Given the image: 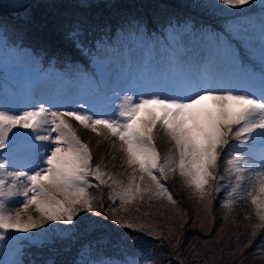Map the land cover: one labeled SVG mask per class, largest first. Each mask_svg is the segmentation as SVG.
<instances>
[{
	"label": "rangeland",
	"instance_id": "374dc122",
	"mask_svg": "<svg viewBox=\"0 0 264 264\" xmlns=\"http://www.w3.org/2000/svg\"><path fill=\"white\" fill-rule=\"evenodd\" d=\"M113 1L115 0H55L58 7L56 5L51 7V0H35L21 13L0 17V66L3 68L2 73L6 72L9 75H2L0 106L14 111H23L43 105L53 111H63L83 105L85 111L91 108L95 112H108L119 103L117 93L122 96L126 93L139 95L167 91L179 78L207 79L224 89L244 90L259 95L262 79H264V61H262L264 44L261 39L262 24H264V0H253L250 5L238 9L226 8V6L219 5L217 0H203L207 9L217 17L215 20L221 27L212 40L226 42L228 46V49H225L226 54L219 53L202 37H196L193 34L181 37L190 32V28L187 31L171 29L170 34L167 31L160 38L172 44L180 41L177 44L179 46L178 55L174 54L175 47H171V52L168 51V42L158 37H147L144 29L132 28V24L128 23L129 18L125 16L121 24L128 23L125 26L126 33H121L120 27L113 25L114 19L109 15L112 13L110 7H101V10L96 7L105 3H114ZM156 1L148 0V3L153 4ZM96 3L95 9L82 8V6H92ZM133 6L134 4L130 11ZM74 8L78 9L77 12L81 17L73 14ZM134 11L138 16L145 14L137 7ZM155 11L160 15L157 17L159 19L170 16L161 15L160 11L165 14L170 12L157 6H155ZM133 15L137 18V15ZM6 21L12 22L10 28L4 25ZM94 22L95 25H92L91 23ZM24 26L31 32L33 29L39 35L37 42L32 37L35 44L51 40L52 47L63 49L62 52L65 46L60 43L59 40L62 38L59 37L62 34L66 35L65 31L68 29V35L71 34L66 42L73 47L77 43L82 44L81 50L86 52L80 54L81 57L90 56L93 53H88L92 49L82 43L81 37L87 38L88 36L93 42L92 33L102 38L106 35V31L108 34L113 31L115 38L111 43L104 41L98 45L95 53L96 72L90 71V67L85 69L78 62L69 64L65 68L56 67L55 62H59L60 57L54 59L53 65L42 68L52 53L51 50L47 51L50 52L48 55L38 56L30 47H24L21 44L16 46L14 40H9L14 31L12 28H23ZM69 26H72V29L68 28ZM87 31L89 33H86ZM48 34L52 39L48 38ZM68 57L71 56L65 55L62 60ZM87 65L94 66L93 62ZM69 122L82 142L88 144L93 155V167L99 166L106 174L104 176L105 186L96 184L92 181V177H89L93 187L89 188L88 192L93 198V204L96 205L92 213L85 212L82 218L87 217L90 224L94 225L102 219L103 211L109 214L112 201L109 196L115 186L108 177L126 185L129 176L133 174V169L128 167L125 153L120 150V141L116 138L107 137L106 134L99 138L75 121L69 120ZM91 135L94 136L91 140L95 139L92 143L88 137ZM36 143L41 142L36 141ZM238 143L241 147L249 148L247 156L259 161L262 151L259 142L253 143L249 140L248 144L244 145L239 141L230 140V144ZM155 145L162 161L168 156H171L173 160L177 159L173 143L159 127L155 131ZM227 151L228 149L221 151V160L217 164V169L219 168L223 174V183L226 185L219 194L222 197H228L226 203L230 202V206L226 207L228 211H226L225 219L223 212L225 208L215 202L213 208L216 216L209 214L208 203L211 201L206 197L207 194L205 193L201 199L200 193L194 187L189 186L177 170L174 173L169 172L166 178L161 179V183L166 188L172 187L168 189V194L172 196L175 203L170 202L167 195L154 193L152 197L149 196L144 200L138 198L139 202L135 200L133 203L123 205L126 209L125 214L121 217L116 216V219L124 220L121 221V230L128 228L127 234H114L115 239L114 237L91 239L87 245H78L74 253L89 255L92 260H98L100 258L98 250L104 248L109 250L101 258L104 264H123L127 260H124L120 253L113 254L115 260L120 263L107 262L106 259L113 249L127 246L139 247L138 240L143 245L144 239L148 238L151 243L147 239L146 246L141 249L143 254L141 257L131 258L130 255L137 250H126L130 259L139 260L140 264H264V236L262 234L264 220L257 215L256 207L251 203V198L246 195L249 191L255 194L250 184L255 177L246 172L240 188L232 193L235 176L224 171L228 167L224 162V153ZM7 152L8 149H4V153L7 154ZM135 174L139 183L140 173L137 171ZM142 187L152 188L154 186L149 178L145 177ZM117 191H119L118 188ZM15 199L22 200L23 197ZM116 201L121 203L118 199ZM21 207L18 203L9 202L7 210L14 212ZM115 208L113 211L119 212L120 207ZM29 211L34 218L38 217L34 208ZM96 212L102 215L97 216ZM136 213L139 219L129 221L128 216ZM111 215L115 218V214ZM57 223L49 222L44 225V228L33 230L34 233L0 230V235L4 236V239L0 240V264H7L15 258V251L18 248L16 247V234L20 235L23 241H32L26 245L43 260L48 259V253L44 248L33 245L51 243L55 240L51 248L58 251V258L51 264H64L65 262L69 264L66 251L73 252L69 245L77 244L76 238L79 235H73L70 231L64 235L63 226L58 227L60 231L57 234L47 232L52 230ZM123 223L130 224L131 227H123ZM90 229L94 233L91 227ZM111 230L118 232L115 229ZM131 237L134 241L130 239ZM189 242L192 243L189 244ZM152 246L156 251L154 256L149 253ZM93 251H96L95 254Z\"/></svg>",
	"mask_w": 264,
	"mask_h": 264
},
{
	"label": "snow or ice",
	"instance_id": "6c2138e0",
	"mask_svg": "<svg viewBox=\"0 0 264 264\" xmlns=\"http://www.w3.org/2000/svg\"><path fill=\"white\" fill-rule=\"evenodd\" d=\"M252 2L217 0L229 9ZM261 39L264 44V24ZM117 96L119 103L108 112H95L91 108L85 111L83 105L63 111L43 105L23 111L0 106V230L29 233L49 222L74 226L81 211L93 212V198L88 192L93 185L89 177L105 184L106 174L99 166L93 167L88 144L82 142L69 120L97 136L106 134L120 141V150L125 153L133 174L126 185L108 177L115 186L109 196L113 203L118 199L127 205L143 199L146 191H152L151 187H142L145 177L151 181L156 195H167L175 203L161 179L177 170L202 199L210 181L217 179L214 170L221 160V151L228 149L224 153L228 165L224 171L235 176L232 193L240 188L246 172L254 176L250 184L255 194L249 191L246 195L264 220V79L259 95L224 89L207 79L179 78L167 91L122 96L117 93ZM158 127L173 143L177 159L168 156L161 160L155 145ZM230 140L244 145L249 140L259 142L262 148L259 161L247 156L248 147L230 144ZM19 197L23 199H15ZM9 202L22 207L8 211ZM224 206L229 207L230 202ZM33 208L38 217L30 213ZM2 239L4 236L0 235ZM86 264L104 261L91 260ZM123 264L140 262L129 259Z\"/></svg>",
	"mask_w": 264,
	"mask_h": 264
},
{
	"label": "trees",
	"instance_id": "16d2710c",
	"mask_svg": "<svg viewBox=\"0 0 264 264\" xmlns=\"http://www.w3.org/2000/svg\"><path fill=\"white\" fill-rule=\"evenodd\" d=\"M51 1H52L51 7L55 6L56 5L55 0H51ZM113 2L114 3H105L104 5H101V6H96L97 5V3H96V4H93L92 6H87V7L82 6V8L83 9H95L94 7L96 6L97 8H99L101 10V7L102 8H109L110 7V10L112 13L109 15H111L114 19L113 25H114V27H116V26L120 27L121 33H126V27L125 26L128 23H130V24H132V28H135L136 30L144 29L145 33L148 37H159L160 38L167 31L170 34L171 29H176V30L184 29V31H187L190 28V33H192L195 36H205L209 39H213L217 35L216 32H218L221 28L219 26V24L217 23L218 21L215 20L217 17L209 9H207L203 0H159V1L157 0L153 4L148 3V0H115ZM65 3H68V2H65ZM168 3H170L171 5ZM40 4L44 5V3H40ZM133 4H134L133 9L130 11ZM155 6L170 12L169 14L168 13L165 14L162 11H160L161 15H170V16L168 18H165V19L157 18L160 15L156 14ZM184 6L187 8H185ZM46 7L48 8L49 6H46ZM78 7H81V6H78ZM136 7L140 8V11L145 13V14L142 16H138L136 14V12L134 11V8H136ZM169 8H172V9L170 10ZM77 11H78V9L74 8L73 14L77 15L79 13ZM132 13L137 15V18ZM78 15L81 17L80 14H78ZM123 16H125L126 18H129L130 21H128L127 24H121L124 20ZM176 19H177V21H175ZM118 20H120V21H118ZM91 24L95 25V22L91 23ZM4 25L10 28V25H12V22L6 21L4 23ZM68 28L72 29V26H69ZM12 29L14 31L12 32V35H11L9 40L10 41L14 40L13 42H16V46H19L21 44L24 47H30L33 50V52H35V54L38 56L48 55L50 52H47V51L51 50L52 53H50L49 58L46 59V61L44 62L43 68H45V67L47 68L50 65H53L54 59L57 57H60L61 59L59 62H55L56 67L65 68L67 65L72 64L74 62H78L80 65H86V66H88L87 63L92 64L91 58L89 55H85L84 57L80 56V54H83L84 52H86V51L83 52L81 50L82 44L77 43V45H75V47H73L67 43L68 38L71 34V33H69V35H68V29L65 31L66 35L62 34L59 37V38H62L61 40H59L60 43H62V45L65 46L64 52H62L63 49L53 48L51 40H50V42L47 41L46 43H43L41 41V43L35 44L33 38L37 42V38L39 37V35L33 29H32V32L30 30H28L25 26L23 28H12ZM230 29H232V27H230ZM200 30L203 31L205 34H203ZM86 33H89V31H87ZM86 33H84V35H87ZM92 34H93L92 35L93 42L89 39L88 36H87V38L81 37L82 43H84L86 45V47H89L92 49L88 53L95 52L98 48V45L103 43L104 41H105V43L106 42L111 43V42H113V40L115 38L113 35V31L111 32V34H108L106 31V35L102 36V38L98 34H96V35L94 33H92ZM48 35H49L48 38L52 39L51 35L50 34H48ZM64 42H66V43H64ZM93 46H94V48H93ZM108 48H110V47H108ZM54 49H55V51H54ZM66 51H68V52H66ZM65 55H69L71 57H68V58H65L62 60V58ZM61 63L63 64L62 66L59 65ZM88 67L92 68L93 66H88ZM2 69L3 68H0V83L3 80L2 75L8 76V74L6 72L2 73ZM214 175L217 177V179L210 181L209 185L206 187V192H205L207 194L206 197L209 199V201H211L210 203H208L209 214L216 216V211L213 208V205L215 202L218 205L225 208V209H223V212L225 213V215H224V219H225L226 218V211H228V210L226 209V207L224 205L226 203L225 201L228 200V197L227 196L222 197L219 193H221L223 191V189L226 185H224L223 179L222 180L219 179L220 176H223V174L220 172L219 168L216 171H214ZM92 181L98 185H102L99 181H97L93 178H92ZM217 184L220 185L219 188H217ZM104 186H105V184H104ZM103 188H107V187H103ZM169 188H172V187H167V189H169ZM154 193H155V188L152 187L151 192L144 193L143 200L146 198H149V196L152 197ZM108 200H106V202H108ZM137 200H138V202L140 201L139 199H137ZM95 205L96 204H93V210H94ZM115 207H120V208H118L119 212L113 211V209H116ZM125 210L126 209L123 207V205L121 203H119L117 201H115V203H113V201H111L109 214H107L105 211H103L104 214L103 215L101 214L102 219L97 224L91 225L90 221L87 217L82 218V216L85 215L86 213L81 211L79 213V215L77 216L76 221H74V226L64 225V224H61L58 222L52 230L50 229L47 232L51 231V232H54L55 234H57L58 231H60V230H58V227L63 226L64 231H62V233L65 232L64 235L69 231L73 232L72 233L73 235H77V236L79 235L78 238H76L77 244L73 243V244L69 245L70 248L73 249V252L66 251V256L69 260V264H86V262L92 260L91 257L89 255H85V254L79 255L80 253L75 254L74 249L78 248V245H83V244L87 245L91 239H104V238L107 239L108 237H114L113 236L114 234H122V235L127 234V232H129L128 228L121 230V225H122L121 221H124V220L116 219V216L121 217L122 214H125L124 213ZM111 214H115L114 215L115 218ZM128 217H129L128 218L129 221L139 219L137 213L136 214H130ZM124 224L125 223H123V225ZM90 227L92 228L94 233L91 231ZM97 228H101L103 230H94ZM111 229H115L118 232H115ZM79 231H80V233H79ZM31 233H34V232H31ZM262 234L264 236V228H263ZM16 235H17L16 247H18V248L15 251V258L12 259L7 264H51V262L53 260L58 258V256H57L58 251L51 248V244L53 242H56L55 240L52 241L51 243L44 242L42 245L38 244V243L33 245V246H38V248H41V247L44 248L45 251L48 253V256H47L48 259L43 260L42 257L34 254L33 251L30 249V247L28 245H26V243H31L32 241H30V240L23 241L21 239L20 235H18V234H16ZM21 236H24V234H21ZM113 239H115V237ZM130 239L132 241H134V239L132 237ZM147 239H144L143 245L138 240L139 247L127 246L124 248L121 247V248L113 249V251L110 253V255L106 259L107 262L120 263V262L115 260V256L113 254H116V253L122 254L124 260H129L130 258L126 253V250H137L134 254L130 255L131 258L141 257L143 255L141 252V249H143L146 246ZM148 240L151 243L150 239H148ZM108 241H111V240H108ZM192 242H189V244H191ZM94 246H96V244ZM95 252L96 251H93L94 254H95ZM98 252H99L98 254L100 256V258L98 260H101V258L109 252V250L101 248L98 250ZM101 252H102V256H101ZM149 253L152 256H154L156 254L155 248L153 246L151 247ZM187 254H185V255H187ZM192 254H193V252L189 255V258H191ZM185 255H183V256H185ZM149 258H151V256H149ZM64 264H68V263L65 262Z\"/></svg>",
	"mask_w": 264,
	"mask_h": 264
},
{
	"label": "water",
	"instance_id": "95a60500",
	"mask_svg": "<svg viewBox=\"0 0 264 264\" xmlns=\"http://www.w3.org/2000/svg\"><path fill=\"white\" fill-rule=\"evenodd\" d=\"M35 0H0V17L21 13Z\"/></svg>",
	"mask_w": 264,
	"mask_h": 264
},
{
	"label": "bare ground",
	"instance_id": "6f19581e",
	"mask_svg": "<svg viewBox=\"0 0 264 264\" xmlns=\"http://www.w3.org/2000/svg\"><path fill=\"white\" fill-rule=\"evenodd\" d=\"M118 90V89H117ZM95 134V133H94ZM97 136V135H96ZM89 137V139L91 140V138H94V136L93 135H91V136H88ZM97 137H99L100 138V136H97ZM95 140V139H94ZM94 140H91L90 142L92 143Z\"/></svg>",
	"mask_w": 264,
	"mask_h": 264
},
{
	"label": "flooded vegetation",
	"instance_id": "af4514ba",
	"mask_svg": "<svg viewBox=\"0 0 264 264\" xmlns=\"http://www.w3.org/2000/svg\"><path fill=\"white\" fill-rule=\"evenodd\" d=\"M26 10V9H25Z\"/></svg>",
	"mask_w": 264,
	"mask_h": 264
}]
</instances>
